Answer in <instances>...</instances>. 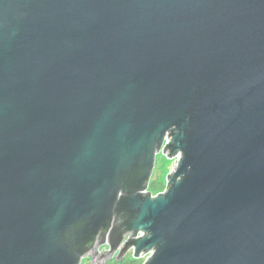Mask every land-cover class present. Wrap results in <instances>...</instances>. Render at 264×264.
Masks as SVG:
<instances>
[{"label": "water", "instance_id": "95a60500", "mask_svg": "<svg viewBox=\"0 0 264 264\" xmlns=\"http://www.w3.org/2000/svg\"><path fill=\"white\" fill-rule=\"evenodd\" d=\"M130 253L264 264V0H0V264Z\"/></svg>", "mask_w": 264, "mask_h": 264}, {"label": "rangeland", "instance_id": "374dc122", "mask_svg": "<svg viewBox=\"0 0 264 264\" xmlns=\"http://www.w3.org/2000/svg\"><path fill=\"white\" fill-rule=\"evenodd\" d=\"M176 166L177 162L175 159H170L163 153L158 154L156 157V165L151 182H155L160 186L166 187L167 177L175 170ZM113 261L114 260H109L106 262V264H112ZM82 264H87V258L83 260Z\"/></svg>", "mask_w": 264, "mask_h": 264}, {"label": "trees", "instance_id": "16d2710c", "mask_svg": "<svg viewBox=\"0 0 264 264\" xmlns=\"http://www.w3.org/2000/svg\"><path fill=\"white\" fill-rule=\"evenodd\" d=\"M165 190V186H160L155 182H151L149 191L152 192L154 195L161 193ZM112 264H144L143 259H135L132 254H128L119 262L116 260L113 261Z\"/></svg>", "mask_w": 264, "mask_h": 264}, {"label": "flooded vegetation", "instance_id": "af4514ba", "mask_svg": "<svg viewBox=\"0 0 264 264\" xmlns=\"http://www.w3.org/2000/svg\"><path fill=\"white\" fill-rule=\"evenodd\" d=\"M104 249V247H100V249H98V247H96L95 249H94V252H101L102 250ZM112 260H115V259H112Z\"/></svg>", "mask_w": 264, "mask_h": 264}]
</instances>
